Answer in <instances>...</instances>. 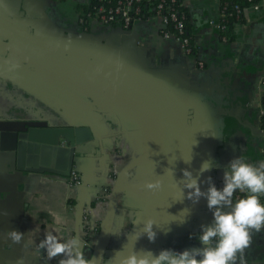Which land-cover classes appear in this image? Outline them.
Wrapping results in <instances>:
<instances>
[{
  "label": "crops",
  "instance_id": "1",
  "mask_svg": "<svg viewBox=\"0 0 264 264\" xmlns=\"http://www.w3.org/2000/svg\"><path fill=\"white\" fill-rule=\"evenodd\" d=\"M90 3L23 0L21 8L31 16L28 20L39 19L40 24L31 22L33 28L51 40L56 38L78 48L109 74L114 73L116 65L119 78L140 82L159 113L150 123L158 133L159 145H154L153 135L118 104L110 111L108 102L86 97L85 90L91 88L82 80L69 85L71 88L65 82L44 86L7 78L0 71V122L26 121L27 117L62 126L71 123L69 119L80 120L99 135L114 139L109 161L98 163L96 157H85L73 167L80 179L77 186L69 185L68 177L10 170L0 153V264H58L61 257L49 260L39 248L48 232L61 241L78 237L85 257L91 258L98 232L86 237L82 225L77 226L76 207L82 203L83 210L89 209L100 228L116 176L144 149L151 150L142 164L127 173L122 184L100 264H120L133 251L158 254L166 249L183 252L200 247L195 236L213 216L206 199L193 204L186 198L188 189H183V199L182 170L195 176L203 161H215L200 179L211 176L215 186L222 188L224 170L232 159L241 156L254 166L264 163L259 123L264 0H257L259 11L251 7L243 11L241 20L232 26L230 39L215 28L220 18L219 0H182L194 51L190 54L175 39L162 37L156 16L136 22L128 31L104 26L96 19H89L83 28L78 9ZM29 25L22 23L24 27ZM191 158L190 164L184 162ZM157 180L161 181L160 190L144 188ZM207 187L201 184L202 191ZM236 193L244 194L239 190ZM97 195L104 196L105 201L94 202ZM260 201L264 203V195ZM149 219L154 221L155 242L143 235ZM11 230L24 234L20 244L5 235ZM236 264H241L240 254ZM242 264H264V228L252 231Z\"/></svg>",
  "mask_w": 264,
  "mask_h": 264
},
{
  "label": "water",
  "instance_id": "2",
  "mask_svg": "<svg viewBox=\"0 0 264 264\" xmlns=\"http://www.w3.org/2000/svg\"><path fill=\"white\" fill-rule=\"evenodd\" d=\"M22 2L0 0V45L16 56L8 58L5 50L0 51L1 73L7 78L44 86L65 82L71 88L69 85L82 80L91 88L85 90L86 97L92 101L100 99L108 102L110 111L116 109L118 104L124 113L136 119L146 132L153 135L154 145H159L156 138L158 133L153 131L150 124L159 113L143 85L133 79L119 78L116 65L113 74L107 73L78 48L61 43L56 38L51 40L52 37L42 34L35 26L33 28L31 22L40 24L39 19L32 17V20H28L31 16L21 8ZM23 22L31 26L24 27ZM13 37L18 39L17 43L13 42ZM17 58L20 60L17 61ZM69 120L71 123L62 126H51L38 120L0 122V153L6 159V167L18 173H49L69 177L73 167L85 157H96L98 163L109 161L114 140L112 136L99 135L94 127L79 123L80 120ZM150 150L144 149L138 159L116 176L91 258L102 260L122 184L127 173L142 164ZM97 196L94 202H99ZM82 208V203L76 207L77 226L83 223Z\"/></svg>",
  "mask_w": 264,
  "mask_h": 264
},
{
  "label": "clouds",
  "instance_id": "3",
  "mask_svg": "<svg viewBox=\"0 0 264 264\" xmlns=\"http://www.w3.org/2000/svg\"><path fill=\"white\" fill-rule=\"evenodd\" d=\"M191 160L192 158L184 162L190 164ZM215 163L211 160L203 161L195 176L187 169L182 170L183 199V189L189 190L186 198L193 204H197L201 198L206 199L207 208L213 216L211 223L201 225L200 233L195 236L200 247L183 252L166 249L158 254L151 250L133 251L124 256L120 264H236L237 254H240L242 264L243 252L250 244L252 231L259 232L264 228V204L260 202V197L264 195V163L254 166L241 156L232 159L224 170L222 188L215 186L211 176L204 181L200 179ZM202 183L208 185L204 191L201 190ZM161 186V181L157 180L145 184L144 188L155 192ZM237 190L244 193V196L234 200ZM56 221L61 222L59 216ZM183 222L184 219L181 223ZM153 225L154 221L149 219L143 228V235L146 234L150 242H155L157 238ZM5 235L14 244H20L24 239V234L16 230L7 231ZM39 248L44 250L49 260L61 257L58 264H100L101 260L86 258L78 237L61 241L57 235L48 232ZM122 250L123 248L118 252Z\"/></svg>",
  "mask_w": 264,
  "mask_h": 264
},
{
  "label": "built area",
  "instance_id": "4",
  "mask_svg": "<svg viewBox=\"0 0 264 264\" xmlns=\"http://www.w3.org/2000/svg\"><path fill=\"white\" fill-rule=\"evenodd\" d=\"M60 1V0H53ZM224 1V0H219ZM143 2L153 3L155 15L161 23V35L164 39L173 38L179 42L187 53H191L189 47V39L185 36V15L179 11L178 0H97L96 4L92 7L91 11L85 15L79 16V25L85 28L84 24L89 19H96L100 24L108 27H118L121 30H131L134 24L141 21V10L139 5ZM249 6L255 11H259L260 5L252 0H247ZM226 2L223 4L220 10V18L215 25V28L219 31L224 30V25L229 17L235 15L236 19H239L241 9L239 6H234V13L226 12ZM171 27L172 31H169ZM262 98L259 110V123L261 133L264 138V79L262 80ZM69 185L77 186L80 184V179L76 171H71L68 177ZM240 198L237 194L235 199ZM83 223L87 226L89 234H95V222L92 219V214L89 209H84V215L82 217Z\"/></svg>",
  "mask_w": 264,
  "mask_h": 264
},
{
  "label": "trees",
  "instance_id": "5",
  "mask_svg": "<svg viewBox=\"0 0 264 264\" xmlns=\"http://www.w3.org/2000/svg\"><path fill=\"white\" fill-rule=\"evenodd\" d=\"M253 2H256L257 0H252ZM97 0H91V3L90 5L86 6V7H80L78 10H79V13L82 15H85L86 13L90 12L92 7L96 4ZM226 2V5H227V9H226V12L227 13H234L233 11V8L234 6H239V8L241 9V14L239 15V19H236L235 15L232 16V17H229L227 19V22L226 24L224 25V30L222 31L223 33V36L226 37L227 39H230L231 37V34H232V26L234 23H237L241 20L242 16H243V11L248 8L249 4L247 2V0H224V1H221V7H223V4ZM177 4L179 5V11H181L182 13H184V10H183V5H182V0H178ZM140 7V10H141V19H147L149 17H152L155 15V10H154V4L153 3H148V2H143L142 4L139 5ZM185 15V13H184ZM185 36L189 39V35L187 33V27H186V16H185ZM169 31H172L171 30V27H169L168 29ZM189 47L191 49V53L194 52L193 49H192V46H191V43H190V39H189ZM240 196V198H242L244 196V194H240V193H236ZM234 194V195H236ZM97 201L99 202H103L105 201V198L104 196H98L97 197ZM261 202V201H260ZM262 203V202H261ZM264 204V203H262ZM69 205H73V202L72 201H69ZM82 228H83V231L87 237V235L90 233H88V229H87V226L84 225V223H82ZM96 232L99 231V227L97 224H95V227L93 228Z\"/></svg>",
  "mask_w": 264,
  "mask_h": 264
},
{
  "label": "flooded vegetation",
  "instance_id": "6",
  "mask_svg": "<svg viewBox=\"0 0 264 264\" xmlns=\"http://www.w3.org/2000/svg\"><path fill=\"white\" fill-rule=\"evenodd\" d=\"M13 42L17 43V42H18V39L13 37ZM3 44H5V42H4ZM2 50H3V51L5 50V56H6V57L9 58V57L12 56V57L16 58V56H15L13 53H10V51H9V49H8L7 47H6V48H4V47L1 48V45H0V51H2ZM18 59H19V58H17V61H18ZM19 60H20V59H19ZM95 233H97V232H95Z\"/></svg>",
  "mask_w": 264,
  "mask_h": 264
},
{
  "label": "rangeland",
  "instance_id": "7",
  "mask_svg": "<svg viewBox=\"0 0 264 264\" xmlns=\"http://www.w3.org/2000/svg\"><path fill=\"white\" fill-rule=\"evenodd\" d=\"M24 118H26L27 119L26 121H29V122H32V121L37 122L36 120L28 119L27 117H24Z\"/></svg>",
  "mask_w": 264,
  "mask_h": 264
}]
</instances>
